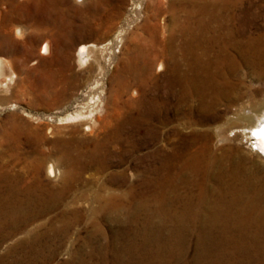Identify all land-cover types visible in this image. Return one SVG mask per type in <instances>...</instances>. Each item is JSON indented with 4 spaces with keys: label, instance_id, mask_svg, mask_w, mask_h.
<instances>
[{
    "label": "bare ground",
    "instance_id": "6f19581e",
    "mask_svg": "<svg viewBox=\"0 0 264 264\" xmlns=\"http://www.w3.org/2000/svg\"><path fill=\"white\" fill-rule=\"evenodd\" d=\"M235 2L185 0L184 15L174 8L170 24L162 26L159 45L148 49L136 46L138 52L133 55V68L126 69L130 75L124 87L119 86L121 94L138 93L137 112L129 113L125 119L132 125V134L125 133L126 123L112 129L107 124L97 123L95 112L101 104L100 94L76 101L77 108L71 119L80 121L84 129L92 133L100 126L96 134L99 137L91 139L94 147L88 148L92 155L129 148L128 139L133 140L135 133L143 131L145 120H153V124L158 116L161 119L163 112V121L177 120L185 124L183 114L190 99H196L202 110L208 109L210 100L216 103L224 92L222 82H217L218 76L225 77L222 64L233 68L239 65L232 48L264 76V34L257 37L250 34L238 40L228 29ZM167 4V1L156 0L155 16L169 12ZM222 10L226 12L224 16ZM149 17L144 24L150 22L157 30V24ZM15 29L17 34L23 33L22 27ZM45 47L48 50L49 45ZM88 49L96 51L98 44L83 45L78 53L81 61H86ZM157 60L160 69L165 66V84L161 86L164 88L160 97L153 94L151 98L145 89L146 73H152ZM5 64L0 57V78L7 72ZM153 78V82L158 81ZM72 79L74 87L76 83ZM156 85L160 88L158 83ZM146 95L149 105L156 99L149 111V106L143 108ZM250 97L247 100L253 107L250 113L239 116L237 112L239 120L232 119V125L236 127L237 121H243L246 126L240 127L244 133L249 132L247 128L257 126V146L264 155V99ZM261 111L263 120L257 125L260 119L256 115ZM198 115L202 118L200 113ZM149 127L151 131L146 127L144 130L157 136L154 125ZM177 133L168 137L170 148L159 150L158 156L155 152L148 156L154 157L152 160L157 157L159 162L144 163L145 169L141 171L145 178L137 184L127 181L121 171L111 173L106 182L98 175L92 180L84 178L85 169L91 163L84 164L81 160L87 156L81 147L89 139L74 135L59 142L46 138V134L38 135V141L29 142L33 145L30 149L33 159L19 165L23 144L15 142L11 147H4L1 137L0 264H49L63 241L71 237L72 228L80 223H92L93 228L88 231L84 244L73 250L79 264H264V168L255 163L247 167L246 160L241 158L227 165L230 158L212 151L211 145L189 143L184 134ZM143 140L141 137L137 141ZM72 159L80 162L79 166L73 165ZM101 162L105 172L107 162ZM45 165L49 179L41 172ZM88 182L95 189L91 193L79 192V186H88ZM181 188L185 193L178 191ZM86 203L92 205L90 211L82 207ZM176 204L178 206L174 207ZM103 222L124 227L116 229L111 225L109 234ZM192 236L193 240L188 242ZM192 243L194 251L189 258L187 249Z\"/></svg>",
    "mask_w": 264,
    "mask_h": 264
},
{
    "label": "rangeland",
    "instance_id": "374dc122",
    "mask_svg": "<svg viewBox=\"0 0 264 264\" xmlns=\"http://www.w3.org/2000/svg\"><path fill=\"white\" fill-rule=\"evenodd\" d=\"M155 1L0 0V57L6 61L7 67L6 74L0 78V138L4 140V147H11V144L15 142L23 144L19 151L21 158L19 165L23 161L33 159V153L30 150L33 145L29 142L38 141V135L46 134V138L59 142L73 138L75 135L78 138L90 140L81 147L87 155L81 160L84 164L91 163L85 169L84 178L92 180L98 175L100 180L103 178L102 180L106 182L111 173L121 171L127 181H134L137 184L145 178L142 177L144 174L141 171L145 169L143 164L150 161L159 162L157 157H155L156 160H152L154 157L148 156L153 155V152L155 156H158L159 150L163 152L170 148L171 145L167 144L168 137L178 132L184 134L189 143L209 144L215 153L228 156L230 159L226 161L227 165L241 158L247 161H243L247 167L255 163L264 168V155L257 146V126L247 128L249 132L244 133L241 127H245L246 124L243 121H237L240 128L238 126L236 128L232 123V119H238L237 112L239 116L250 113L253 108L247 101L250 96L258 100L264 99V76H261L258 68L248 63L240 56L239 51L233 48L232 54L237 57L239 65L233 68L232 65L222 64L225 77L218 76L217 82H222L221 87L224 92L216 103L209 101L208 109L202 110L197 105L196 99H190L187 108L184 109L185 124H179V121L175 119V121H163L162 116L165 114L163 112L161 119L158 116L153 124V120L146 119L145 124H142L143 131L135 133L133 140L126 138L131 146L124 148L122 152L111 154L97 152L96 155H92V152L88 151L94 147V141L91 139L99 137L96 134L99 133V127L102 124H107L109 129H112L117 124L126 123L125 133L132 134V125L127 124L125 119L129 113L136 114L138 103L135 104V99L139 98L138 93L134 91H130L133 95L119 92V86L124 87L126 77L130 75L126 69L133 68V58L138 52L136 46L148 49L153 45H159L162 41V26L170 24L172 9L175 8L174 10L183 16L186 6L185 0H164L170 5L167 8L169 12H160L158 16H155ZM235 1V6L232 8L233 16L228 22V29L234 32L235 39L244 40L245 36L250 34L253 37L263 35L264 0ZM222 12L221 14L225 15L226 12L224 10ZM148 17L157 24V30L150 22L144 24ZM17 27H22L23 33L17 34L15 29ZM90 43L98 44V49L86 50V61H81L78 55L79 50L83 45ZM44 45H49L48 50ZM159 64V60L155 61L151 69L152 73L150 71L146 73L145 89L151 98L153 94L160 97L159 95L163 93L164 87L161 86L165 84V66L160 69ZM153 77L158 81L153 82ZM71 79L76 86H71ZM156 83L160 85V88ZM95 93L102 97L101 104L95 112V119L100 126L97 125L96 131L92 133L86 131L80 121L71 119V114L76 111V101H85ZM148 96L146 95L147 98L144 99L143 104L145 109L149 106L147 111L150 110L152 101L156 100L152 99V104L149 105ZM263 111L256 115L259 116L257 119H260L257 120V125L263 120L260 116ZM199 113L202 118L199 117ZM152 125L157 131V136L146 131H151L149 126ZM144 127L147 129L144 130ZM90 134H94L93 138ZM141 137L142 139L144 137V142L137 141ZM133 147L135 150H129ZM75 153L77 154L76 151ZM85 154H83L84 157ZM103 160L107 162L105 172L102 168ZM71 162L76 166L80 163L73 159ZM41 172L43 177L49 179L46 165ZM91 184V182H88V186L81 184L79 192H90L95 189ZM178 191L185 193L184 188ZM91 206L86 203L82 207L90 211ZM176 206L178 205H174ZM111 225L116 229L124 227V225ZM111 225L103 222V227L105 226L109 234ZM92 228V223L87 225L80 223L72 228L71 237L69 235L63 241L60 251L49 259V264H66L67 262L79 264L77 258H74L73 250L80 244H84V239ZM192 240L193 236L188 239V242ZM66 248H69V251H66ZM187 250L191 258L194 243L188 245Z\"/></svg>",
    "mask_w": 264,
    "mask_h": 264
}]
</instances>
